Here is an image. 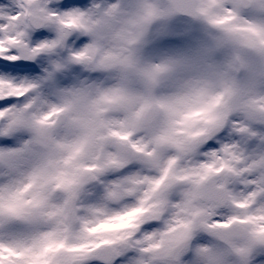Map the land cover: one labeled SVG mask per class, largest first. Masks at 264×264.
Listing matches in <instances>:
<instances>
[{
  "label": "snow or ice",
  "instance_id": "obj_1",
  "mask_svg": "<svg viewBox=\"0 0 264 264\" xmlns=\"http://www.w3.org/2000/svg\"><path fill=\"white\" fill-rule=\"evenodd\" d=\"M0 264H264V0H0Z\"/></svg>",
  "mask_w": 264,
  "mask_h": 264
}]
</instances>
